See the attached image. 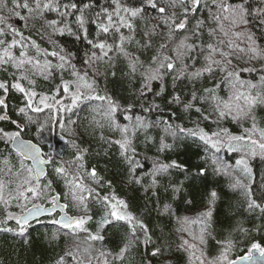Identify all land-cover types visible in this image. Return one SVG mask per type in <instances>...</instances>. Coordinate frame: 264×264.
<instances>
[{"label":"snow or ice","instance_id":"1","mask_svg":"<svg viewBox=\"0 0 264 264\" xmlns=\"http://www.w3.org/2000/svg\"><path fill=\"white\" fill-rule=\"evenodd\" d=\"M5 11L7 15L2 14ZM190 18H195V25L189 31ZM151 20L155 23L148 26ZM20 21L25 29L29 21H43L42 27L50 30L46 35L55 46L53 50L41 48L35 39L25 36L17 26ZM137 22L145 24L143 42L136 39ZM44 35L41 34V39ZM65 35L88 46L86 58H80L78 50L73 52L66 43L53 39ZM154 37H160V42L147 62L125 47L135 43L139 49H152ZM32 50L34 55L30 54ZM115 55L127 61L125 75L130 80L140 78V87L135 91L139 113L135 112L134 103L125 106L98 89L95 77L99 71L95 66L111 63ZM78 59L82 67L74 63ZM0 71L10 72L12 77L10 84L0 81L3 93L0 122L14 126L0 127V142L6 149L11 148L8 155L0 153V206L5 210L0 232L23 239L33 223H40L41 214L52 215L59 208L60 217L50 221L58 226L52 239H58L62 232L65 237H74L75 242L69 243L52 264H122L125 254L139 244L147 248L167 243L163 230L160 237L153 239L148 225L129 210L124 200L115 194H102L105 184L97 168L86 167L88 149L69 138L78 135L75 127L78 119L66 114L75 109L82 111V106L90 107L91 124L101 130L100 140L109 148H118L130 185L143 186V177L138 173L145 165L139 158L137 141L163 154L173 151L177 141L191 140L204 153L200 160L205 166L199 168L196 177H206L209 168L213 175L225 177L228 188L239 191L243 197L244 212L264 220V176L257 185L252 166L253 160L264 161V121L257 118V110L264 109V0H106L104 4L100 0H11V7L7 0H0ZM69 71L72 79L65 80L64 73ZM57 73L61 82L55 90L50 93L36 90L37 79L49 81ZM169 77L173 94L168 103L182 105L184 113L198 114L189 127L175 123L179 118L175 113L167 119H149L152 113L161 110L155 99L164 94ZM183 81L191 85V91L184 96L176 92L178 82ZM156 82L160 84L159 90L154 87ZM10 91L21 94V106L15 112L23 123L8 114ZM149 95L152 100L145 106ZM120 116L127 123L121 122ZM205 122L211 127L202 126ZM229 122L238 125L241 132L233 133L226 126ZM30 125H36L38 134L50 126H58L66 133L60 140L74 149L72 159L55 161L54 171L64 182L65 203H60L59 193L52 194L51 180L43 182L48 175L45 166L53 164L54 158L50 155L45 158L35 144L22 139V133ZM105 129L114 135L104 136ZM13 152L15 163L11 159ZM173 170L185 173L188 178L186 164L154 159L150 171L145 173L151 177L145 192L149 188L155 190L160 178ZM107 186L111 187V181ZM169 188L175 194L181 191V186L169 184ZM45 199L50 204L48 208L36 203ZM216 200L217 192L213 190L208 207L183 217L176 216L170 204H164L162 210L157 208L161 216L171 214L175 218V232L180 241L177 250L186 254L187 264H238V260L264 264V246L258 242L250 244L248 255L232 258L238 244L264 225L245 228L238 223L222 240L216 241L214 254L208 252L207 238L212 234ZM14 202L23 209L20 214L8 211ZM186 203L191 204V200ZM93 204L103 207V213L95 221V231L88 226L94 220ZM70 206L81 211V215L69 216L66 210ZM10 221L15 222V228L9 226ZM114 223L128 229L116 253L104 247V233ZM165 251L163 247H154L151 256L159 257ZM253 251L259 257H253ZM147 264H152L150 259Z\"/></svg>","mask_w":264,"mask_h":264},{"label":"trees","instance_id":"2","mask_svg":"<svg viewBox=\"0 0 264 264\" xmlns=\"http://www.w3.org/2000/svg\"><path fill=\"white\" fill-rule=\"evenodd\" d=\"M8 6L11 7V0H7ZM101 4L106 3V0H100ZM180 9L177 8V12ZM3 14V13H2ZM7 15V12L6 14ZM53 17L55 14H51ZM200 13H197L199 16ZM205 16L207 13L204 14ZM155 21H148V26L154 24ZM43 21H29L28 27L25 29L23 27V21L17 23L25 36H31L35 39L37 43L40 44L41 48H47L53 50L55 47L53 44L48 42L46 33L50 30L42 27ZM34 25V26H33ZM195 25V18H190L188 23L189 31ZM145 29V24L137 22V33L136 39H142V32ZM39 30V32H38ZM41 34L44 35V39H41ZM183 34V33H181ZM94 35V33H93ZM10 39V37H9ZM53 39L58 40L61 43H66L68 47L72 48L73 52L78 50L80 58H86L85 54L89 51L86 44H82L79 41H75L73 37L65 35L64 37H54ZM207 39V37H205ZM160 42V37L153 38L154 47L149 50L139 49L135 43L129 45L126 44V49L139 56L141 60L147 62L151 56L154 54L155 47L158 46ZM58 50V49H57ZM30 54H35L34 50ZM77 67H82L80 60L74 61ZM99 75L96 76L98 82V89L101 94L107 92L110 95L116 97L125 106L128 103L135 104V112H140V102L136 99L135 91L140 87V78L137 77L135 80H130L125 73L127 72V61L123 56L115 55L113 60L109 64L100 63L95 66ZM89 76L92 75V69H89ZM115 73V75H113ZM63 78L65 80H70L72 77L69 72H65ZM247 78V74H245ZM8 81L10 84L12 77L10 72L0 71V81ZM61 78L60 74L57 73L55 78L49 81L43 79H37L36 90L43 93H50L55 90L56 86L60 84ZM207 81H205V84ZM199 87V85H197ZM156 90H159L160 84L156 82L154 84ZM191 91V85L187 84V81L178 82L176 87V92L184 96L185 93ZM173 94L172 80L171 78H166L165 81V92L161 97H157L155 102L160 105V109L152 113L149 119L154 117H160L163 119L169 118L172 113H175L178 119H175V123H183L185 126L189 124V118L191 115H195L196 118L198 114L194 111L189 113H184L182 111V105H172L168 101ZM0 95H3L2 90H0ZM152 100V96L149 95L147 103ZM98 103V102H93ZM8 104V114L12 119H17L23 123V119L16 115L15 109L21 106V94L10 91L7 96ZM83 110L75 109L73 113L66 114L70 116L71 119L77 120L78 124L76 127V132L78 135L69 137L75 139L76 143L81 148H87L88 154L85 157L86 167L95 166L97 171L103 174L104 177L101 178V182L105 184V187L101 189L102 194H109L110 192L116 193L118 198L125 199L129 202L131 207V212L137 217L145 221L150 229V233L153 239L160 237L161 230H163L164 236L167 240L166 244H153L147 248L143 244H139L134 247V250L138 251V257L140 260L151 258L155 261L166 257V261L160 264H186L187 257L182 251L177 250V245L179 244L178 234L175 232L176 221L171 215H160L157 210L163 209L164 204H170L172 210L175 212L176 216L183 217L184 215L191 214L200 207H208V200L210 199V193L215 190L217 192V200L214 206L213 218H212V234L207 238V250L209 253L214 254L217 250V240H222L227 233L236 227L238 223H242L245 228H253L255 225H264V220L259 219L258 216H249L244 212L241 207L243 203V197L240 196L239 191H233L228 188L229 181L223 176L213 175L211 169L209 168L206 177H196L199 168L205 165L201 162L200 157L204 155L202 147H197L196 142L191 140L187 141H177V146L173 151L165 152L163 154H158L154 147L144 145L140 141H137V151L140 154V160L145 165V168L141 169L138 173L143 177V186L136 184L125 185L127 182L128 174L127 168L121 163V158L119 156L118 148L109 146L100 140L101 130L94 128L91 124L92 112L90 107L82 106ZM148 115V114H145ZM43 118V117H42ZM258 120L264 121V109L257 110ZM120 121H123V117H119ZM231 131L235 133L241 131L238 125H234L231 122L227 124ZM0 127H5L6 129H12L14 126L8 124L7 122H0ZM155 135V132L151 133ZM25 137L31 138L37 141L43 150V154L49 155L50 148H52V154L54 158V163L51 164L50 169H48V178L53 179L52 173L53 165L55 161L63 159L65 161L72 159L74 155V149L65 145L63 141L60 140L61 135H66L62 132L58 126H50L48 129L43 131V133L38 134L36 131V125H30L25 128V132L22 133ZM104 136H112L113 133L109 132L107 129L103 131ZM171 142V141H170ZM105 150H107V155H105ZM11 152V148H5L4 144L0 142V153L8 155ZM55 152V153H54ZM57 153H60V158L57 157ZM159 157L162 162H170L171 160H177L180 163L186 164L188 169V178L186 174L178 170H173L168 176L162 177L159 180V186L153 190L149 188L145 192L144 187L149 185L151 182V177L145 175L146 172L150 171L152 162L154 159ZM11 159L13 163L16 162L15 153H12ZM234 162V161H233ZM253 171L255 174V179L257 185L260 182L262 176H264V161L259 159L252 161ZM111 181V187L107 186V182ZM169 184L181 186V191L178 194L172 192L169 188ZM56 192L61 195L62 187L60 181H56L53 185ZM155 191V194H153ZM175 196V199H174ZM191 200V204L186 203V201ZM93 214L94 220L90 222V227L95 221L96 217L99 218L103 207L100 205L93 204ZM5 210L0 206V220L4 216ZM54 214V213H53ZM50 215L42 217L49 218ZM39 218V219H42ZM10 225L15 226L14 221L9 222ZM0 227H2L0 225ZM15 228V227H13ZM127 228V226H126ZM58 226L53 225L50 221L40 220V223H33L32 227L28 229L27 235L21 239L19 237H14L12 233L0 232V264H52L54 259H57L59 255H62L64 250L67 248L68 244L71 243L69 235L65 237L62 232L59 234L58 239H52L53 234L57 232ZM66 231V230H64ZM214 237V238H213ZM106 245L109 251L115 253L123 245L121 243L120 237L114 232H108L105 235ZM244 243L238 244L236 250L232 253L234 256L237 252L241 254L246 252L252 242H258L264 246V227H261L258 232H253L247 238H245ZM163 247L166 249L165 253L159 257H152L151 252L154 247ZM130 251V250H129ZM128 251V252H129ZM236 253V255H237ZM157 259V260H156Z\"/></svg>","mask_w":264,"mask_h":264},{"label":"rangeland","instance_id":"3","mask_svg":"<svg viewBox=\"0 0 264 264\" xmlns=\"http://www.w3.org/2000/svg\"><path fill=\"white\" fill-rule=\"evenodd\" d=\"M3 14H6V11L3 13ZM17 55H18V51H17V53H16ZM33 55V54H32ZM92 75H90V77H91ZM96 78V77H95ZM72 79V78H71ZM70 79V80H71ZM1 81H3V80H1ZM186 119H188L189 118V124H187L186 125V127H189V126H191V124H190V121H192V120H196L197 118H196V116L195 115H191L190 117H185ZM202 126H205V127H211L210 125H207V123L205 122V124H202ZM226 126H228V125H226ZM229 127V126H228ZM233 133H235L234 131H232ZM241 131H239V132H237V133H235V134H239ZM25 136V135H24ZM50 153H49V155L50 156H53V154H52V148H50V151H49ZM55 153V152H54ZM48 155V156H49ZM57 155V157H59L60 158V153H57L56 154ZM45 156H47V155H45ZM18 166V165H17ZM55 164L53 165V168H52V173H53V176H54V180L53 179H51V181H52V187H53V185H54V183H56V181H60V184H61V187H62V194H61V200L65 203L66 201L63 199V194H64V191H65V188H64V182H63V180H61V179H59L58 177H57V175H56V173H55V171H54V168H55ZM50 167H51V165H48V169H50ZM91 167H93V166H90V167H88L89 169L91 168ZM98 172V175H99V177H104L103 176V174L102 173H100L99 171H97ZM47 178H48V175H47ZM45 179L43 182L44 183H47L48 182V180H50V179ZM89 183H90V181H89ZM125 185H128V182H125ZM147 186V185H146ZM145 186V187H146ZM54 192H56V190L54 189V187H53V193L52 194H54ZM58 192V191H57ZM109 194H115L116 196H119L118 194H116L115 192L114 193H112V192H110ZM240 194V193H239ZM240 196H241V194H240ZM242 197V196H241ZM121 199V198H120ZM122 200H124L128 205H129V210H131V207H130V204H129V202L128 201H126L125 199H122ZM36 203H44V204H49L48 203V200H40V201H36ZM30 205V204H29ZM28 205V206H29ZM206 206V205H205ZM205 206H203V207H200V208H197V209H195L194 211H192V212H190L191 214H189V215H195L196 213H198L199 211H201V210H203V209H205L206 207ZM3 207V206H2ZM92 210H93V207H92ZM8 211H11L12 213H14V214H19V213H21L22 211H23V209H21V208H19V207H16L15 206V202L13 203V205L11 206V207H9V209H8ZM67 211L69 212V213H71V214H73V215H75V216H79V215H81V211H79V210H77L75 207H69V209H67ZM102 213H103V210L101 211ZM101 213V214H102ZM5 215V214H4ZM56 215H57V212H55L54 214H52V215H50V217L49 218H42V219H40L41 221L42 220H48V221H51V220H53L54 218L56 219ZM3 218H4V216L1 218V220H3ZM99 218L98 217H96V219H95V221L96 220H98ZM95 221L92 223V226L90 227V224L88 225L89 226V228L92 230V231H95L96 230V223H95ZM1 226H3V225H1ZM9 226H11V227H16V225L15 226H12V225H10V223H9ZM113 229H114V232L115 233H117L118 234V237H120V239H121V243L123 244V238H124V235L127 233V231H128V229L126 228V225H122L121 223H114L111 227H109L108 229H107V231L104 233V235H106L108 232H113ZM70 241H71V243H74L75 242V239H73V238H71L70 237ZM244 242H246V241H244ZM82 247L83 246H86V245H81ZM104 247L105 248H107V245H106V242H105V244H104ZM250 247V246H249ZM107 250H108V248H107ZM119 251V250H118ZM117 251V252H118ZM116 253V252H115ZM237 253V252H236ZM236 253H235V255L234 256H236ZM138 251L137 250H134V248L133 249H131L129 252H127L126 254H125V258H124V260H123V262H122V264H147V260H151V262H152V264H160V263H162L163 261H166V257H162L161 259H156L157 261H155V260H153V259H151V258H147V260H144V259H142V260H140L139 259V257H138ZM237 255H238V253H237ZM233 255H232V258L234 257ZM117 264H120V262H117ZM187 264V263H186Z\"/></svg>","mask_w":264,"mask_h":264},{"label":"water","instance_id":"4","mask_svg":"<svg viewBox=\"0 0 264 264\" xmlns=\"http://www.w3.org/2000/svg\"><path fill=\"white\" fill-rule=\"evenodd\" d=\"M22 139H24V140H26V141H31L33 144H35V145L40 149L41 153H43L42 147H41V145H40L37 141H35V140L31 139V138L25 137L24 135H22ZM45 158H47V156H45ZM45 170H46V172L48 173V165L45 166ZM55 193H58V192H54V194H55ZM60 203H64V202L61 200ZM39 204L43 205L45 208L50 207V204H44V203H39ZM28 207L30 208L31 205H29ZM66 211H67V210H66ZM55 212H57L56 219H58V218L60 217V215H61L60 209L57 208V209L55 210ZM55 212H53V213H55ZM53 213H52V214H53ZM19 214H20V213H19ZM67 214H68L69 216H75V215L69 213L68 211H67ZM44 216H47V214H41V216H40L39 218H42V217H44ZM245 255H248V250H247L246 252H243V253H241V254H238V255L234 256L233 258H237V257H239V256H245ZM252 255H253V257H259V253L256 252V251H253V252H252ZM238 264H247V261H239V260H238Z\"/></svg>","mask_w":264,"mask_h":264}]
</instances>
